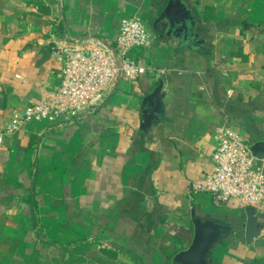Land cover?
Masks as SVG:
<instances>
[{
  "label": "crops",
  "instance_id": "crops-1",
  "mask_svg": "<svg viewBox=\"0 0 264 264\" xmlns=\"http://www.w3.org/2000/svg\"><path fill=\"white\" fill-rule=\"evenodd\" d=\"M182 1L197 45L160 19L169 0H0V124L59 84L52 48L89 36L114 46L126 18L155 39L137 61L164 71L120 81L90 115L30 122L4 141L0 264H173L193 240L192 212L232 227L210 264H264V213L248 243L245 208L189 192L212 166L217 128L264 143V0ZM160 81L163 107L142 130Z\"/></svg>",
  "mask_w": 264,
  "mask_h": 264
},
{
  "label": "built area",
  "instance_id": "built-area-1",
  "mask_svg": "<svg viewBox=\"0 0 264 264\" xmlns=\"http://www.w3.org/2000/svg\"><path fill=\"white\" fill-rule=\"evenodd\" d=\"M155 39L139 18H126L114 46L102 38H72L52 48L51 55L61 65L60 82L40 102L15 109L0 124V147L26 124L47 121L60 127L92 114L103 106L120 81L134 83L144 73L164 74L140 64L132 52L150 48ZM59 116L64 117L58 122ZM212 166L192 182L190 194L208 193L216 205L236 204L264 213V173L241 131L222 126L216 129Z\"/></svg>",
  "mask_w": 264,
  "mask_h": 264
},
{
  "label": "water",
  "instance_id": "water-1",
  "mask_svg": "<svg viewBox=\"0 0 264 264\" xmlns=\"http://www.w3.org/2000/svg\"><path fill=\"white\" fill-rule=\"evenodd\" d=\"M160 19H166L171 30L175 28L174 23L179 24L180 27L175 29L178 33H184V40L192 39L196 45L201 41L200 36L195 33L198 25L196 17L182 0H169ZM162 88L163 82L160 81L155 90L142 101V130L148 129L153 120H158L165 96ZM147 106L151 109H147ZM252 150L255 154L264 151V143H256ZM245 212L247 214L245 236L246 241L251 243L259 235L260 229L256 210L253 207H247ZM192 222L194 225L193 240L187 249L175 254L173 264H210L215 247L232 232L231 226L214 219H202L197 217L194 212H192Z\"/></svg>",
  "mask_w": 264,
  "mask_h": 264
}]
</instances>
